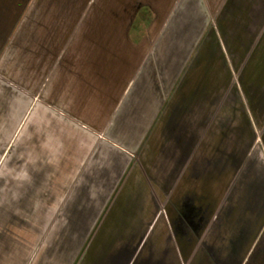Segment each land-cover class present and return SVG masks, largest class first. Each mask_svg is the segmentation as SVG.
<instances>
[{"label":"crops","instance_id":"crops-1","mask_svg":"<svg viewBox=\"0 0 264 264\" xmlns=\"http://www.w3.org/2000/svg\"><path fill=\"white\" fill-rule=\"evenodd\" d=\"M167 1L152 28L147 0H0V264H264L263 159L239 187L238 53L207 1Z\"/></svg>","mask_w":264,"mask_h":264},{"label":"rangeland","instance_id":"rangeland-1","mask_svg":"<svg viewBox=\"0 0 264 264\" xmlns=\"http://www.w3.org/2000/svg\"><path fill=\"white\" fill-rule=\"evenodd\" d=\"M147 1L152 8L149 11L145 9V19H140L138 21H142V26L147 25L152 28L160 27L162 24L166 25L168 1L162 0L164 1L163 5L159 3V0H157L158 3L156 4V0ZM203 1H207L204 3L207 7L206 25L209 29L213 30L214 33H217V36L220 35L221 32L226 34L225 42L232 48L231 52L234 54L238 53L239 58V97L245 111L244 115L247 119L243 121L241 120L242 117L239 115V155H244L242 163L239 164V187L241 186L240 182L246 177V173L243 172L248 164L252 167V173L249 172L247 178L255 177L252 181L261 183L260 159H263L264 162V85L256 88L255 84L251 82V77L249 75L250 67L247 69L245 67L247 61L251 58L253 43H255V39L258 38L259 35H254V31L256 30H254L253 26H255V24L252 23V20L246 18L245 8L249 7L251 2L249 0H244L243 3L240 2L241 4H239V0H229V3L226 5V0ZM157 4L158 8H155ZM239 5H241L242 11H239ZM156 10L161 11L158 18L153 17ZM139 37H144L147 42H153L156 35L155 33H150L147 36L141 35ZM236 77L237 73L234 72L232 75L234 84H236ZM256 89L259 90L257 95L260 99L253 97V100L248 95L251 94L253 96L254 90ZM253 106H255V108ZM251 157L252 160L248 163ZM246 182L250 184L249 180Z\"/></svg>","mask_w":264,"mask_h":264}]
</instances>
